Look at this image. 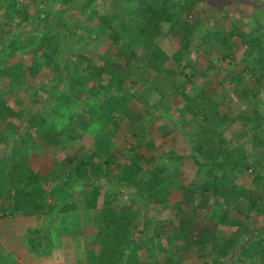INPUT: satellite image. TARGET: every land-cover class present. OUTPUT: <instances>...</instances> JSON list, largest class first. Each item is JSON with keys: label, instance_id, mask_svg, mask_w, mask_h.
I'll list each match as a JSON object with an SVG mask.
<instances>
[{"label": "trees", "instance_id": "obj_1", "mask_svg": "<svg viewBox=\"0 0 264 264\" xmlns=\"http://www.w3.org/2000/svg\"><path fill=\"white\" fill-rule=\"evenodd\" d=\"M36 1H52L53 4L58 2L68 9L72 5H74L73 9L89 7L96 2V0H29L28 3L35 5ZM109 1L108 13L97 16L98 24L93 39L97 41L101 35H105V39L102 43L99 41L102 45L100 43L94 45L96 58H93L92 49L88 50L91 46L89 42L93 40L92 33L79 20L71 22L61 18L57 26L63 27L64 31L52 32L49 11L35 16L28 13L26 3L19 4V7L13 11L3 9V13L0 15L4 19L0 18L1 39L8 32L13 33L10 31V23L6 21L12 15L19 17L22 21H29L43 33L42 37L41 35H37L38 37L29 35L22 40L21 36L26 33L18 31L14 35L19 38L18 42L13 37L7 39L2 45L1 56L5 55L6 58H11L21 47H32L38 42L48 48L49 54L46 59L49 61H53L51 55L53 52L73 53L72 56L78 61L77 64L71 63L65 70L59 64L54 65V70L59 76L55 85L64 87V92L57 94L54 98L57 102L58 100L62 101L59 104V108H62L67 95L72 97L74 92L88 89L92 104H89L90 107L88 105L87 111L95 113L98 125L102 126L104 130L97 137H92L86 131L87 125L82 118L81 111L86 109L71 112V117L77 119L79 123L76 124V127L73 125L74 132L76 128L79 131L77 135L74 134L70 138L73 141L76 139L84 141V146L94 142L103 151L100 156L90 153L72 161L69 167L71 176H75L84 185H92V190L84 193L83 207L76 203H68L71 196L65 194V191L60 187H53L48 191L49 186L59 178L60 172L56 171L54 167L53 170L48 167L47 174H43L39 167L37 169L32 165L31 158L26 154L23 157L20 156L19 161L16 158L11 159L16 167L14 170L11 169L13 170L11 173H8V163H0V200L3 198L9 201V206L5 208L0 206V210L3 215L8 214L10 217L26 214L37 219H50L51 226L45 224L48 231L44 230V225L36 229H28V242L33 249L39 252H42L39 250L41 245L50 240V227L54 226L56 220L60 219L62 215L75 216L81 209L89 211L92 214L90 217L93 234L88 237V240L91 241L85 249L86 264H159L158 254L153 248L155 238L150 237L140 242L136 240L133 205L121 202V196L118 193H123L125 190L132 191L141 206L140 210L143 212L147 208L156 210L167 203V195L162 185L174 176L167 164L190 158L196 166L197 177H201V181L195 179L190 183L188 187L190 194L192 196L210 195L220 199L223 205L222 211L217 214L210 208L209 211L212 212V215H209V220H213L214 223L222 227H231L234 224V218L230 217L232 208L246 214L250 210L260 212L259 206L262 200L260 196L264 194V191L260 193L253 191L252 188L240 190L237 180L246 172H251L254 174L253 184L260 186L262 166L257 162H251L242 142H240L242 139L227 141L225 133L235 120L212 116L217 103L211 93L203 87L194 90L186 97L187 112L195 118L190 129L183 130L178 128L175 123L172 124V127L177 129L180 134L182 133L184 140L191 145L188 155L177 154L170 150L163 152L157 161L150 167H146L139 149L143 147L153 153L158 147L154 137L150 139L143 137L145 128L140 125L141 121L138 116L131 123V133L137 138V143L131 150H128L126 164L117 166L120 161L115 159L112 139L120 128L121 116L130 104L138 106L141 103H152L151 109L157 111L167 104L176 90V78L185 75V71L192 65V45L196 37L194 27L187 22L184 16L205 0ZM229 2L250 4L254 8L253 16L258 11L257 5L252 0H229ZM255 2H258L262 8L264 7V0ZM16 3L14 2L13 6L18 4ZM17 25L20 26V23ZM167 26L173 30L180 41V48L173 53H168L160 45V40L167 35L165 31ZM260 27L257 25L241 39V42L246 46L243 52L245 58H252L255 53L262 54L264 51V43L261 42V36L264 33L260 31ZM233 35L232 32L224 31L218 32L216 35L207 32L203 43L219 44L225 48L229 45ZM122 46L125 47V50L122 49ZM111 54L125 60L126 76L134 80L130 84L131 87L125 86L126 79L116 74L107 80L102 79L106 71V64H109L108 56ZM142 55L147 59L143 66L137 63V57ZM243 60L245 61V59ZM170 61L175 64V67L167 65ZM83 62H85L84 65H82ZM99 62L101 65L98 64ZM42 67L43 65L39 61L32 63L28 70H25L19 63L3 65L0 75L16 78V87H18L24 83L26 72L31 76H36ZM116 67L119 69L121 65H116ZM179 68L180 71H178ZM250 71L253 76L257 77L262 74L264 77V68L260 73L256 68ZM63 73L66 75L63 76ZM186 77L194 87V75L190 74ZM232 82L237 81L234 78ZM241 82H237L240 105H243L242 101H245L246 105L253 103L255 107L252 111L258 114L260 112L257 108L258 94L260 87H264V79L258 82L256 89H248L244 84L240 85ZM147 84L150 90V96L147 98H143V95L137 91L138 89H132L135 86L143 88ZM110 90H113L112 95H108ZM103 93L107 96L104 95L102 100L95 101V97ZM155 94L158 98L153 100ZM1 116L3 115L1 114ZM2 118L5 119L4 116ZM213 121H215V125ZM73 122L71 120V123ZM241 122L251 125L252 131L249 133L251 147L253 149L264 147V126L259 124L250 113L243 115ZM27 123L29 128L26 129L23 136L25 144H28L33 138L34 130L43 128L46 119L35 114L28 117ZM9 125L17 130V127L12 123L9 122ZM152 133L153 136L160 134L167 140L171 131L161 126L152 128ZM79 149L81 151L84 147L81 146ZM102 177L105 179L106 185L113 184L118 189V193L106 191L107 186L105 187L100 181ZM52 196L56 199L53 204L50 203ZM240 200L247 203L249 209L241 208ZM167 222L172 224L173 220H167ZM224 234L211 235L206 241L211 245L208 252L209 259L217 262L208 264H227V262L229 264H262L260 260L264 262V247L261 243L251 240L240 242L238 231L229 230ZM195 235L202 245L201 248H204L202 234ZM178 239H183L182 233L176 234L172 238L168 237L170 244H175ZM193 240L197 242L196 239ZM50 242L54 247L55 244ZM143 248L147 252L145 258L141 259L140 250ZM166 262L167 264H182L179 257L175 261L168 259ZM0 264H18V262L7 254H0Z\"/></svg>", "mask_w": 264, "mask_h": 264}, {"label": "rangeland", "instance_id": "obj_2", "mask_svg": "<svg viewBox=\"0 0 264 264\" xmlns=\"http://www.w3.org/2000/svg\"><path fill=\"white\" fill-rule=\"evenodd\" d=\"M28 1L29 0H0V15H2L3 9L13 11L19 7V4L22 5V3H26L28 5V13L35 16L42 15V12L45 13L46 11L51 13L50 20L52 22V32L64 31L62 29L63 27L57 26L61 18L64 21L71 22L79 20L82 22L83 26H87H85L86 29L90 30L92 39L97 29V16L108 13L110 9L109 0H96L91 6H83L79 9H73L74 5L70 6L68 9L58 2L53 4L52 1H36L35 5H29ZM252 1L258 7V11L254 16V8L250 4L233 5L235 2L231 3L229 0L202 1L196 5L193 11L184 16L187 22L194 27V35L196 37L192 45V65L185 71V75L176 78V90L161 110H152V103H141L138 106L130 104L129 108L123 113L121 116L120 128L112 139L115 159L120 161V163L115 161L118 163L117 166L119 164L123 166L126 164L128 150H131L137 143V138L131 133V123L138 116L141 121L140 125L145 128L143 137L147 139L154 137L153 139L158 147L153 153L147 151L143 147L139 149V153L143 156L146 167H150L157 161L163 152H168L170 150L175 151L177 154L188 155L191 145L184 140L182 133L180 134L177 129L172 127V124L175 123L178 128L183 130L190 129L195 118L187 112L188 104L186 97L194 90H199V88L203 87L211 93L214 101L217 103L212 116L235 120L233 125L225 133L227 141H235L236 139L240 141V139H242L240 142H242L251 162H257L262 166L260 169L262 178L259 181L260 186L253 184L252 179L254 174L246 172L237 180L238 188L240 190L252 188L253 191L260 193L264 191V147L260 149H253L251 147V139L249 138V133L252 131L251 125L241 122L243 115L250 113L259 124L264 126V87H260L259 89L257 108L260 112L255 114L252 111L255 107L253 103L246 105L245 101H242L243 105H240L241 102L238 96L239 84L237 83L242 81L240 85L244 84L248 89H256L258 87V82L264 79L262 74L256 77L253 76L250 71L256 68L257 72L260 73L263 70L264 51L262 54L255 53L252 58H245L243 55L246 46L241 42L242 37L250 33L257 25L261 26L260 31L264 33V7L262 8L258 2H255L256 0ZM14 2L18 4L16 3L17 5L13 6ZM0 18L4 20L2 16H0ZM6 21L10 23V31L13 33L11 34L8 32L2 39L0 37V41L4 44L7 39L11 37L18 42L19 38L14 36L18 31H24L26 33L21 36L22 40L29 35H33V37L41 35L42 37L43 32L29 21H22L19 17L13 15ZM17 23H20V26H18ZM232 28L234 36L229 45L225 48L219 44L211 45L203 43L205 42L207 32L216 35V33L222 31L230 32ZM165 31L167 35L160 40V45L168 53H173L180 48V41L177 38L178 36H176L173 30L168 26L165 28ZM104 37L105 35H101L97 41L93 39L89 42L91 46H89L88 50L92 49L93 58H96V47H94V45H96V43H102L105 39ZM261 42L264 43V35L261 36ZM39 43L40 42L35 43L32 47L22 48L21 54H15L11 58H6L5 55L1 56V49L3 46H1L2 44L0 43V70L3 65H13L15 63L21 64L25 70H28L32 63L36 61H39L43 65L42 70L36 74V76H31L26 72L24 83L18 87H16V78L0 75V113L5 118L3 119V116L0 114V142L4 139L10 141V143L18 142L16 148H14V154L3 162L8 163V173H11V171L16 168L11 159L16 158L19 161L20 156L23 157L20 152H17V148L20 149V151L24 149V156L31 151L29 143H23L24 133L26 129L29 128L27 123L28 117L35 114L43 117L46 119V124L42 129L34 130L32 139H34L35 145L38 146L48 142L53 144V148L48 145L49 143L46 147L42 146V148L46 150L48 148L53 150V161L51 162L54 169L60 172L59 178L56 182L52 183V186L55 188L60 187L65 191V194L71 196L68 203H76L83 207L82 202L84 193L92 190V185H84L75 176H71L69 174V167L72 161L78 160L90 153H95L100 156L103 151L99 149L94 142H90L84 146V141L82 142L79 139L73 141L70 138L73 137L74 134L77 135L79 131L78 128H76L74 132L73 125L76 127V124L79 123L77 119L71 117V112L79 111V109H86L85 111H81L82 118L87 125L86 131L89 132L92 137H97L104 129L102 126L98 125L95 113L87 111L88 105L90 103L92 104V98H90L88 89L74 92L72 97L67 95L62 108H59V104L62 103V101L58 100L57 102L54 97L57 94L63 93L64 87L62 85L56 87L55 85L59 76L57 71L54 70V65L59 64L65 70L69 68L71 63L77 64L78 61L72 56L73 53L67 51L65 53H51L53 61H49L46 59V56L49 54L48 48ZM101 43L100 45H102ZM122 49L125 50V47L122 46ZM243 59H245V61ZM108 60L109 64H106V71L102 79L107 80L113 74H116L126 79L125 86H130L134 80L126 76L127 71L124 66V64H126L125 60L122 58L119 59L117 56H114V54L109 55ZM146 61L147 59L144 58L143 55L137 57V63L139 65L143 66ZM84 64L85 62L82 63V65ZM98 64L101 65V62ZM116 65H121V67L118 69ZM167 65L175 67L172 61ZM180 70L179 68L178 71ZM190 74L194 75V87H192L186 77ZM65 75L66 73H63V76ZM234 78L237 82H232ZM132 89H138L137 91L143 95V98L150 96L148 84L143 88H137L135 86ZM112 91L113 90H110L108 95H112ZM104 95L107 96L105 93L96 96L95 101L102 100L105 97ZM157 98V94L153 95V100ZM71 120L74 122L71 123ZM9 122L17 126V130L10 127ZM213 123L215 125V121H213ZM161 126L171 131L167 140L160 136V134L153 136L152 128ZM1 146L5 149V146ZM81 146L84 147V149L80 151L79 148ZM9 147L12 148L13 146L11 145ZM167 167L174 175L170 182L167 183L165 190L167 191L166 195L168 201L165 205L156 208V210L147 208L146 211L143 212L140 210L141 206L138 200L133 196L132 191L125 190L123 193H118V189H116L113 184L106 185L105 179L103 177L100 179L101 184L105 185V187L107 186L106 191L120 194L121 202L133 205V219L136 223V240L140 242L150 237L155 238L153 248L158 254L157 261L159 264H167L166 260L173 259L175 261L178 257L182 264L217 263L208 257L211 245L206 241L211 235H222L225 231L229 230L238 231L237 235L239 236L238 240L240 242L251 240L261 243L264 247V194L260 196L262 199H260V212L250 210L248 215L240 210L237 212L235 208H232L230 217L234 218L233 226L222 227L214 223L213 220H209V215H212L209 209L212 208V211L220 214L223 208V205L220 204L222 202H218L210 195L192 196L188 190L193 180L196 179L197 181H201V177L199 178L196 175V166L193 164V161L190 158H186L179 162L175 161L168 163ZM101 199L103 198L101 197ZM55 200L56 199L52 196L51 201L54 202ZM239 204L241 208L246 207L249 209L247 203L243 200H240ZM0 206L2 208L8 207L9 201L2 198L0 200ZM0 212L2 211L0 210ZM89 214L92 216L91 212ZM77 216H79L77 213L75 216L67 215L66 219L68 225L66 228L62 225H58L56 228H59L58 230H63V233L67 232L69 236H71L70 233L77 234L74 235V238H78L79 235L82 236V244H84L86 248L90 244L91 240H88V236H92L93 227L91 225L89 229L86 227H84V229L80 225ZM86 219L87 218H84L83 222ZM167 220H173V223H168ZM57 221H59V219L56 220V222ZM60 222L61 221H59V223ZM48 223L47 221V225ZM38 226L42 227L40 225ZM32 227L33 226H26V228L23 229L24 232L20 233V229H14L12 232V230L9 231L7 228L1 226L0 248L4 246L12 252H14L13 248H15L16 255L20 256L22 262L26 264H61L58 258L60 254L52 247L50 242L52 241L51 239L41 245L39 250L42 252L32 248L28 242L29 240L26 239L28 237L25 235L27 229H31ZM46 227L47 226H44V230L48 231ZM51 228L54 227H50V231H52ZM180 233H182L183 239H178L175 244H170L168 237L172 238L176 236V234L180 235ZM194 233L198 235L200 233L202 234L201 238L204 240H202L204 242L203 245H205L204 248H201L202 245ZM12 238L17 239L18 243L16 241L13 242ZM193 239H196L197 242H194ZM52 243L55 244L54 242ZM25 248L26 253L23 256L22 250ZM146 252L145 248L140 250L141 259L145 258ZM52 258L53 262H51ZM81 260L83 261L84 259L81 257ZM260 262L264 264L263 261ZM84 264H86L85 260ZM227 264L229 263L227 262Z\"/></svg>", "mask_w": 264, "mask_h": 264}, {"label": "crops", "instance_id": "obj_3", "mask_svg": "<svg viewBox=\"0 0 264 264\" xmlns=\"http://www.w3.org/2000/svg\"><path fill=\"white\" fill-rule=\"evenodd\" d=\"M235 4H244V3H234L233 5H235ZM230 32L234 33L233 28L231 29ZM0 43L3 45V43L1 41H0ZM22 48L23 47H21V49L16 53V55H18V53H20V54L22 53L21 51L24 49V48L23 49ZM0 122H1V120H0ZM11 143L8 140L6 141L5 139L0 142V163L5 161L7 158H9L10 156H12L14 154V152H15L14 148H16V146L18 145V142L17 143L11 142ZM48 143H44V144H41L38 146V145H35L34 139H31V141H29V145L31 146V151H29V153H27L29 155V157L31 158V162H33L32 165L35 168L39 167V170L42 171L43 174L44 173L47 174L46 169H48V167H51L50 169L53 170V164L51 162V161H53V154H52L53 150H51L50 148H48L47 150L45 148H42V146L46 147V145ZM1 145L5 146V149ZM11 145L13 146L12 148L9 147ZM48 145L52 146V148H53V144L49 143ZM1 150H2V153H1ZM17 152L18 153L20 152L23 156L25 154L24 149H21V151H20V149L17 148ZM170 180L162 185V188H163L165 194L167 193V191H165L166 187H167V183L170 182ZM52 188H53L52 185L49 186L48 191L51 190ZM199 196H201V195H199ZM213 199H216L218 202L221 201L220 199H218L216 197H214ZM178 202H180V201H178ZM50 203L53 204V201L50 200ZM0 213H2V212H0ZM89 213H90L89 211H85V210H80L77 213V215L79 214V216H77V219L83 228L86 227L87 229H89V226L92 225L91 217H90ZM66 216L67 215H64V216L62 215L61 218L59 219V220H61V222L60 223H59V221L55 222L54 223L55 226H53L54 228L52 229V231H50L51 233H49L50 239L52 240V242L55 243V246L54 247L52 246V247L55 248V251L58 254H60V257H58V258H59V261L61 264H65V263L66 264H84L85 249L86 248H85L84 244H82L83 237L79 235L78 238H74V235H77V234L70 233L71 236H69V234H67V232L63 233L62 232L63 230H58L59 228H56L59 224L66 228V226L68 225ZM84 218H87V219L83 222ZM49 220H50L49 218L48 219L46 218V220L45 219H37L34 216H27L26 214H21L20 216H13L10 218L0 217V227L3 226V228H7L9 231L12 230V232L14 229H20V233H22V232H24L23 229H25L26 226H28V227L33 226L32 229H36V228H39L38 225L46 226L47 221L49 222ZM10 222H12V223H10ZM62 222H63V224H62ZM27 231H28V229H27ZM27 231L25 233L26 237H28ZM26 239H28V238H26ZM12 241L13 242L16 241L18 243L17 239L12 238ZM13 251L14 252L10 251L9 249H7L4 246L2 248H0V254H7L8 256H10L14 260H16L18 262V264H26V263L22 262L20 256L16 255L15 248H13ZM25 253H26V248L22 250V255L24 256ZM81 257L84 259L83 261L81 260ZM49 261H50V259H49ZM56 261H58V260H56ZM260 261H262V260H260ZM51 262H53V258L51 259Z\"/></svg>", "mask_w": 264, "mask_h": 264}, {"label": "built area", "instance_id": "obj_4", "mask_svg": "<svg viewBox=\"0 0 264 264\" xmlns=\"http://www.w3.org/2000/svg\"><path fill=\"white\" fill-rule=\"evenodd\" d=\"M0 217H10V215H3L2 213L0 214Z\"/></svg>", "mask_w": 264, "mask_h": 264}, {"label": "clouds", "instance_id": "obj_5", "mask_svg": "<svg viewBox=\"0 0 264 264\" xmlns=\"http://www.w3.org/2000/svg\"><path fill=\"white\" fill-rule=\"evenodd\" d=\"M6 218H10V217H6Z\"/></svg>", "mask_w": 264, "mask_h": 264}]
</instances>
